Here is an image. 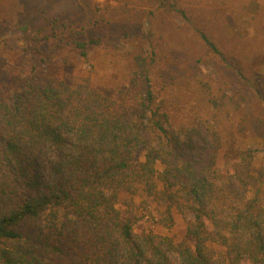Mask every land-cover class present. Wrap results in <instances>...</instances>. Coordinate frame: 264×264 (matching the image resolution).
<instances>
[{
    "label": "trees",
    "instance_id": "trees-1",
    "mask_svg": "<svg viewBox=\"0 0 264 264\" xmlns=\"http://www.w3.org/2000/svg\"><path fill=\"white\" fill-rule=\"evenodd\" d=\"M138 1L177 10L171 0ZM76 3L74 12L22 11V51L51 56V40L83 33L90 21L103 27L91 0ZM128 14L134 17L121 14L126 38L141 29L136 18L145 20ZM73 43L86 57L88 42ZM149 60L134 55L138 70L115 96L89 80L35 74L10 93L0 69V264H264V171L253 196L245 178L223 175L218 133L202 122L173 125L157 101ZM175 212L192 215L179 240L155 231L171 229ZM143 218L149 229L136 233Z\"/></svg>",
    "mask_w": 264,
    "mask_h": 264
},
{
    "label": "rangeland",
    "instance_id": "rangeland-1",
    "mask_svg": "<svg viewBox=\"0 0 264 264\" xmlns=\"http://www.w3.org/2000/svg\"><path fill=\"white\" fill-rule=\"evenodd\" d=\"M91 1L100 9L101 30L90 21L86 31L80 30L83 33L74 31L62 42L51 40L48 56L22 51L17 43L22 33L19 14L47 5L74 12L76 0H0V24L6 31L0 34V69L7 90L22 89L35 74L41 80H89L115 96L138 70L134 55L143 52L151 61L150 79L161 111L177 127L202 122L216 131L220 137L218 168L223 175L245 178L253 196L258 172L264 171V97L251 84L254 81L264 96V0H171L181 12H166L138 0ZM119 11L130 18L134 16L128 13L136 12L145 19L142 24L136 18L142 27L131 37H124L128 20ZM201 31L227 59L203 41ZM92 38L96 40L91 42ZM74 39L88 42L86 57ZM190 217L175 212L171 229L155 227V231L182 239ZM149 223L145 218L139 220L135 232L149 229ZM169 254L177 257L174 252Z\"/></svg>",
    "mask_w": 264,
    "mask_h": 264
}]
</instances>
